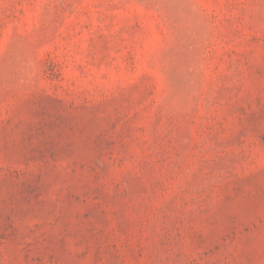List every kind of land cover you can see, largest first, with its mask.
<instances>
[{
	"label": "rangeland",
	"instance_id": "rangeland-1",
	"mask_svg": "<svg viewBox=\"0 0 264 264\" xmlns=\"http://www.w3.org/2000/svg\"><path fill=\"white\" fill-rule=\"evenodd\" d=\"M0 264H264V0H0Z\"/></svg>",
	"mask_w": 264,
	"mask_h": 264
}]
</instances>
